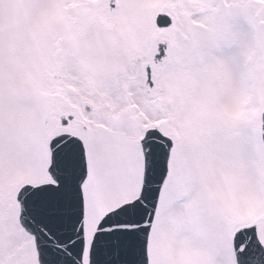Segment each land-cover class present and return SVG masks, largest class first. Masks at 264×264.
I'll use <instances>...</instances> for the list:
<instances>
[{
  "label": "snow or ice",
  "instance_id": "6c2138e0",
  "mask_svg": "<svg viewBox=\"0 0 264 264\" xmlns=\"http://www.w3.org/2000/svg\"><path fill=\"white\" fill-rule=\"evenodd\" d=\"M0 264H264V0H0Z\"/></svg>",
  "mask_w": 264,
  "mask_h": 264
}]
</instances>
